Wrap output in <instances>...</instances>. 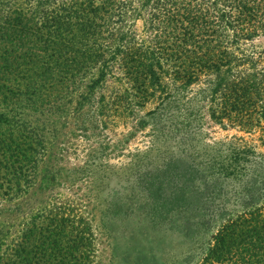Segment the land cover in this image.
I'll return each mask as SVG.
<instances>
[{"label":"trees","instance_id":"trees-1","mask_svg":"<svg viewBox=\"0 0 264 264\" xmlns=\"http://www.w3.org/2000/svg\"><path fill=\"white\" fill-rule=\"evenodd\" d=\"M4 1L0 157L10 167L13 158L23 161L42 142L31 130L32 137L13 151V137L7 138L2 129L9 136L14 125L23 127L20 113L26 106L34 110L44 104L59 111L75 93L76 109L94 103L98 116L133 114L135 108L155 102L147 115L166 121L176 133L179 127L187 132L203 110L216 124L264 131V53L240 48L264 34V0H140L138 6L131 0ZM127 15L145 21L141 36L124 26ZM148 30L151 35L142 37ZM115 70L125 88L95 98L94 89ZM81 86L86 91L77 93ZM194 86L198 90L189 96ZM235 140L210 146L204 161L195 162L196 155L187 166L173 161L164 170L172 171L171 208L184 201L189 188L198 193L208 221L220 220L196 264H264L261 207L250 202L241 210H226L230 198L221 184L229 178L247 180L233 197L251 201L255 183L264 180V153L241 138ZM30 163H35L31 157ZM258 198L264 199V188ZM35 236L39 243L32 246ZM22 237L24 245L16 252L30 257L27 264H64L65 259L83 264L88 259L76 254L88 241L86 229L74 228L68 217L35 215Z\"/></svg>","mask_w":264,"mask_h":264},{"label":"rangeland","instance_id":"rangeland-1","mask_svg":"<svg viewBox=\"0 0 264 264\" xmlns=\"http://www.w3.org/2000/svg\"><path fill=\"white\" fill-rule=\"evenodd\" d=\"M137 1L131 3L138 6ZM124 21L138 35L145 29V21L132 15ZM151 33L148 30L142 37ZM240 48L246 53H264V34L242 42ZM120 77L115 70L94 89V97L108 98L125 88ZM197 90L194 86L188 95ZM84 91L81 86L77 93ZM77 96L73 94L71 103L59 111L44 104L34 110L26 106L20 113L25 125H14L9 136L7 130L1 131L13 137V151L25 137H32L31 130L42 147L26 154L23 161L13 158L11 167L0 157V264L29 263L30 257L16 252L24 245V232L35 215L54 214L68 217L74 228L86 229L88 241L76 253L88 256L83 264H196L220 220L217 216L208 221L198 193L189 188L184 201L171 208L175 188L172 171L164 172L167 163L187 166L196 155L195 162L204 161L210 146L238 143L235 139L240 138L264 153V131L245 132L226 123L216 124L203 110L187 132L179 127L176 133L166 121L147 115L155 102L135 108L133 114L98 116L94 103L76 109ZM30 157L35 163H30ZM245 181L229 178L221 182L230 198L226 210L238 211L252 202L264 215V199L258 198L264 180L255 183L251 201L233 197ZM37 239L30 238V244L36 246ZM69 260L64 264H70Z\"/></svg>","mask_w":264,"mask_h":264}]
</instances>
